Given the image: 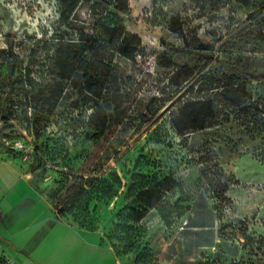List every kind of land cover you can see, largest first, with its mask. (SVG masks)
I'll list each match as a JSON object with an SVG mask.
<instances>
[{
  "label": "rangeland",
  "instance_id": "obj_1",
  "mask_svg": "<svg viewBox=\"0 0 264 264\" xmlns=\"http://www.w3.org/2000/svg\"><path fill=\"white\" fill-rule=\"evenodd\" d=\"M120 6L141 41L133 61L102 49L99 24ZM83 58L97 75L77 70ZM235 73L264 83V0H0V160L47 198L69 173L165 179L164 220L150 211L140 223L150 256L120 244L116 264H264V163L246 142L207 153L236 137L227 130L179 135L170 124L197 87ZM216 164L230 177L223 196ZM97 211L103 235L115 209ZM0 264H23L1 239Z\"/></svg>",
  "mask_w": 264,
  "mask_h": 264
},
{
  "label": "trees",
  "instance_id": "obj_2",
  "mask_svg": "<svg viewBox=\"0 0 264 264\" xmlns=\"http://www.w3.org/2000/svg\"><path fill=\"white\" fill-rule=\"evenodd\" d=\"M114 8L117 12L109 13L98 27L107 37L102 49L113 46L119 55L133 61L139 54L141 41L123 27L121 17L128 11L127 7ZM72 12L73 9H70L69 13ZM62 16L64 15L60 13L61 18ZM88 41H82L81 45L92 56L94 51ZM72 44H61L60 48L63 45L74 46ZM93 63L91 59L83 58L79 60L77 70L83 76L88 72L97 75L98 67ZM251 82L243 74L235 73L200 85L196 95L185 99L176 113L171 115V126L179 135L218 128L227 130L236 137L225 135V138L211 141V149H207V153L210 152L217 159L224 150L236 148L238 142H246L251 146V154L264 163V83L253 85ZM105 130L106 127L95 138L101 139ZM92 157L93 154L89 155L87 160ZM103 172L95 174L92 170L64 176L57 189L48 196L53 210L59 217L70 216L81 229L96 231L101 219L97 211L98 205L104 204L107 207L113 204L114 218L102 235L109 242L113 255L117 256L120 244H124L136 248L143 257L150 256V249L140 231V223L150 211L158 212L164 220L165 201L161 190L165 179L159 185L160 179L156 176L131 173L127 175L126 182H123L115 169ZM212 175L214 182L218 181L216 184H219L223 196L230 177L218 164L212 170ZM119 199H123L125 204L117 209Z\"/></svg>",
  "mask_w": 264,
  "mask_h": 264
},
{
  "label": "crops",
  "instance_id": "obj_3",
  "mask_svg": "<svg viewBox=\"0 0 264 264\" xmlns=\"http://www.w3.org/2000/svg\"><path fill=\"white\" fill-rule=\"evenodd\" d=\"M0 239L23 264H116L99 231L56 219L47 196L8 160H0Z\"/></svg>",
  "mask_w": 264,
  "mask_h": 264
}]
</instances>
